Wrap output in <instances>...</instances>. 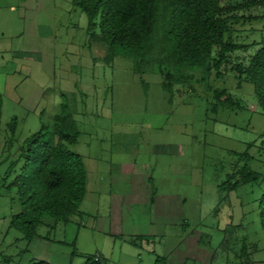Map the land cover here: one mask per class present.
<instances>
[{"label": "rangeland", "instance_id": "374dc122", "mask_svg": "<svg viewBox=\"0 0 264 264\" xmlns=\"http://www.w3.org/2000/svg\"><path fill=\"white\" fill-rule=\"evenodd\" d=\"M241 13L252 17L232 35L247 47L219 72L190 68L189 83L169 92L158 72H135L131 57L108 60L99 25L92 36L73 0H0V264L34 261L41 240L53 264H87L97 254L102 264H264V179L230 193L218 187L245 152L264 178V111L234 68L263 44L264 7ZM224 88L244 107L209 110L213 90ZM63 104L80 130L70 147L84 159L85 200L68 222L46 215L28 251L9 227L21 205L4 184L6 159ZM186 238L193 256L180 263L173 252Z\"/></svg>", "mask_w": 264, "mask_h": 264}, {"label": "trees", "instance_id": "16d2710c", "mask_svg": "<svg viewBox=\"0 0 264 264\" xmlns=\"http://www.w3.org/2000/svg\"><path fill=\"white\" fill-rule=\"evenodd\" d=\"M73 3L87 14L92 36L96 35L99 25L98 37L109 48L108 60L119 54L131 57L135 72L139 75L158 72L162 86L169 92L177 84L189 83L190 68L219 72L224 64L231 62L230 57L236 51L247 47L234 41L232 26L252 17L241 12L264 7V0H73ZM262 43L249 55L247 63L238 62L234 68L240 80L254 84L255 95L264 111ZM143 75L140 78L145 83ZM212 95L215 102L209 110L214 112L224 107H244L243 101L226 88L214 89ZM2 109L0 94V126ZM79 137L74 114L68 104H63L51 125L28 137L16 154L6 159L9 165L4 184L16 189L21 205L9 227L19 230L28 242L38 235L46 215L68 222L80 211L86 195L87 172L82 155L70 147ZM239 157L246 160L245 164L228 175L218 186L220 191L230 193L243 184L264 179L248 164V152ZM258 204L264 228V190ZM246 246L243 243L242 254ZM29 264L53 263L31 261ZM87 264H102L101 256L97 254Z\"/></svg>", "mask_w": 264, "mask_h": 264}, {"label": "crops", "instance_id": "0c3cea01", "mask_svg": "<svg viewBox=\"0 0 264 264\" xmlns=\"http://www.w3.org/2000/svg\"><path fill=\"white\" fill-rule=\"evenodd\" d=\"M132 188H134V184H132ZM155 194H156V192L155 191H153ZM154 194V196L153 197H156V195ZM84 200H85V198H84ZM83 200V201H84ZM83 203V202H82ZM152 203H153V201H152ZM154 204V203H153ZM156 210H157V212L160 214V212L161 213H163V212H167V211H169L170 210V208H169V205H167V206H163V207H159V208H157L156 207ZM172 210V209H171ZM136 232H138V231H136ZM37 236L38 235H36L30 242H28V247H27V250H28V248H29V250H30V248L32 247V243H36V239H37ZM183 243L181 244V245H179L178 246V248L177 249H175V251L173 252V254H174V256L173 257H178L179 258V260H180V263H183V262H185L186 261V259L189 257V256H193V252H192V250H191V247L192 246H194V244H192V242H193V238H186L185 240H183L182 241ZM38 243V242H37ZM194 243V242H193ZM190 244V245H189ZM38 246L36 247L37 248V257H35L33 260L34 261H46L45 259H44V249H45V247L48 245L46 242H44L43 240H41V241H39V244H37ZM28 250V251H29ZM195 249H193V251H194ZM192 252V253H191ZM172 254V255H173ZM32 260V259H31ZM31 260H30V262H31ZM159 263V261L158 260H156V264H158ZM29 264V263H28Z\"/></svg>", "mask_w": 264, "mask_h": 264}, {"label": "built area", "instance_id": "2783aa9c", "mask_svg": "<svg viewBox=\"0 0 264 264\" xmlns=\"http://www.w3.org/2000/svg\"><path fill=\"white\" fill-rule=\"evenodd\" d=\"M98 258V257H97Z\"/></svg>", "mask_w": 264, "mask_h": 264}]
</instances>
